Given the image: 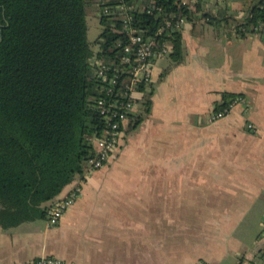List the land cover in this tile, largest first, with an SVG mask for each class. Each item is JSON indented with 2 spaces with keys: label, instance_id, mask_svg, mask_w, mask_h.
Instances as JSON below:
<instances>
[{
  "label": "crops",
  "instance_id": "crops-1",
  "mask_svg": "<svg viewBox=\"0 0 264 264\" xmlns=\"http://www.w3.org/2000/svg\"><path fill=\"white\" fill-rule=\"evenodd\" d=\"M183 1L194 8L183 27L185 58L156 61L151 112L127 124L120 147L88 173L59 223L0 225V264L42 256L74 264L264 257V37L202 18L223 9L244 19L254 0ZM223 92L243 100L210 122ZM256 234L254 253L243 252L244 239Z\"/></svg>",
  "mask_w": 264,
  "mask_h": 264
},
{
  "label": "trees",
  "instance_id": "trees-1",
  "mask_svg": "<svg viewBox=\"0 0 264 264\" xmlns=\"http://www.w3.org/2000/svg\"><path fill=\"white\" fill-rule=\"evenodd\" d=\"M97 3L103 31L94 52L88 42L87 6ZM133 5V24L145 35L173 44L172 64L184 61L183 29L166 26L164 17L194 18V8L181 0H0V225L49 216L50 202L76 179L94 156L93 138L106 121L97 108L103 95L96 59H117L127 35L120 10ZM161 6L152 13L150 6ZM202 18L237 32L254 30L264 21V0H254L244 19L220 9ZM142 110L128 123L138 126L151 112L154 83L140 86ZM238 93L223 92L216 108Z\"/></svg>",
  "mask_w": 264,
  "mask_h": 264
},
{
  "label": "built area",
  "instance_id": "built-area-1",
  "mask_svg": "<svg viewBox=\"0 0 264 264\" xmlns=\"http://www.w3.org/2000/svg\"><path fill=\"white\" fill-rule=\"evenodd\" d=\"M132 8H134L133 5L120 3L116 5V10L109 6H105L102 9L103 14H111L120 10L119 13L121 14L127 40L123 44L119 43L122 46V53L119 58L106 60L104 57H98L96 59L97 75L101 80L102 91L104 92L97 100V108L106 124L102 133L93 138L95 154L86 163V176L92 170L105 165L111 155L120 147L125 136L127 124L142 107L140 86L153 82L156 61L159 58L169 56L173 51L172 42L159 37L163 28L155 35H145L133 24L132 14L128 11ZM155 9L161 11L162 7L152 5L147 11L152 13ZM164 20L166 26L173 25L183 29L187 18L174 19L165 16ZM254 30L264 37V21H260L255 25ZM242 100V96H236L228 106L220 109L215 107L210 113L209 121L214 122L221 119ZM252 126V124H249V127ZM82 182L83 180H79L67 195L52 202L47 220L49 227L59 223L67 208L81 195ZM14 264L74 263L67 262L56 256H42L29 262H15Z\"/></svg>",
  "mask_w": 264,
  "mask_h": 264
},
{
  "label": "rangeland",
  "instance_id": "rangeland-1",
  "mask_svg": "<svg viewBox=\"0 0 264 264\" xmlns=\"http://www.w3.org/2000/svg\"><path fill=\"white\" fill-rule=\"evenodd\" d=\"M100 6L97 3H93L87 6V23H88V42L90 47L97 52L102 49V45L97 42L101 32L103 31V25L100 21L99 9ZM138 115V114H137ZM259 234V233H258ZM259 235H254L252 238L244 239L245 248L243 252L248 251L249 253H254L256 243L259 240ZM264 239V238H263ZM253 256V255H252ZM255 264H264V257L261 255L253 256ZM218 264H240V257L237 254H229L222 262Z\"/></svg>",
  "mask_w": 264,
  "mask_h": 264
}]
</instances>
